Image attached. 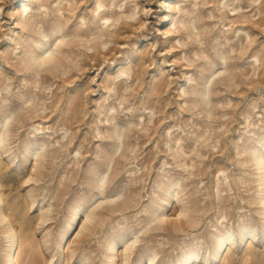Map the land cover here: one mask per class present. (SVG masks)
Returning <instances> with one entry per match:
<instances>
[{
	"label": "rangeland",
	"instance_id": "rangeland-1",
	"mask_svg": "<svg viewBox=\"0 0 264 264\" xmlns=\"http://www.w3.org/2000/svg\"><path fill=\"white\" fill-rule=\"evenodd\" d=\"M0 264H264V0H0Z\"/></svg>",
	"mask_w": 264,
	"mask_h": 264
}]
</instances>
